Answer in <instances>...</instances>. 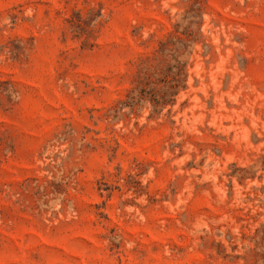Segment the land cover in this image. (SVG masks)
I'll use <instances>...</instances> for the list:
<instances>
[{
    "label": "rangeland",
    "instance_id": "1",
    "mask_svg": "<svg viewBox=\"0 0 264 264\" xmlns=\"http://www.w3.org/2000/svg\"><path fill=\"white\" fill-rule=\"evenodd\" d=\"M0 264H264V0H0Z\"/></svg>",
    "mask_w": 264,
    "mask_h": 264
}]
</instances>
